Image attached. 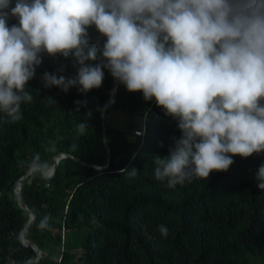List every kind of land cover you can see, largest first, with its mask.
I'll return each mask as SVG.
<instances>
[{
  "label": "trees",
  "instance_id": "16d2710c",
  "mask_svg": "<svg viewBox=\"0 0 264 264\" xmlns=\"http://www.w3.org/2000/svg\"><path fill=\"white\" fill-rule=\"evenodd\" d=\"M13 24L18 20L10 17ZM88 32L90 47L98 41L102 47L105 38L95 27ZM73 65L71 57L43 53L26 86L33 100L20 105L23 118L0 113V264L35 257L21 240L29 214L13 189L33 158L38 154L45 169L61 152L103 166L107 151L104 170L61 157L51 178L29 172L21 196L36 218L23 237L42 250L33 264H264V190L255 180L264 152L233 156L226 172L170 188L154 179L153 161L169 154L173 137L180 138L176 120L120 82L101 119L114 79L106 68L102 85L86 93L79 85L67 92L44 87L45 71L68 79L77 74ZM110 107L140 117L141 124L123 128L109 121ZM82 122L87 128L80 132ZM142 127L143 134L135 135ZM133 168L134 177L128 174Z\"/></svg>",
  "mask_w": 264,
  "mask_h": 264
},
{
  "label": "clouds",
  "instance_id": "9594fccd",
  "mask_svg": "<svg viewBox=\"0 0 264 264\" xmlns=\"http://www.w3.org/2000/svg\"><path fill=\"white\" fill-rule=\"evenodd\" d=\"M11 5L12 0H0V113L12 121L23 118L22 102H32L26 86L47 53L71 57L77 74L65 79L45 71V88L67 92L79 85L86 93L102 85L106 68L129 92L154 99L176 120L180 138L173 137L169 154L153 161L154 179L170 188L226 172L233 156L264 152V0H15ZM10 17L18 24L9 26ZM92 26L105 38L102 47L99 41L90 47ZM86 128L78 125L80 132ZM39 161L37 154L31 167L41 170ZM137 172L128 170L132 177ZM255 180L264 190V164ZM159 227L167 236L168 229Z\"/></svg>",
  "mask_w": 264,
  "mask_h": 264
},
{
  "label": "water",
  "instance_id": "95a60500",
  "mask_svg": "<svg viewBox=\"0 0 264 264\" xmlns=\"http://www.w3.org/2000/svg\"><path fill=\"white\" fill-rule=\"evenodd\" d=\"M118 82L119 81L116 80V79H113V81H112L110 96L105 101L104 105L102 106V108L100 110V118L101 119H102L101 114L103 113L104 108L107 107V106L112 105L113 103H115V91H116V87L118 85ZM112 95H113V101L111 102V96ZM102 125H104L103 122H102ZM61 157H69V158L73 159L74 161H76V162H78L80 164H84V165L91 166V167H93L96 170H104V169H106L109 166L110 159H111L110 154L107 151V160H106V163L103 166H97V165L91 164V163H89L87 161H84V160H82V159H80L78 157L72 156V155H70L68 153L61 152L58 155L53 156L52 164H51L50 168L45 169L43 167L41 169L42 174L44 176H46L47 178H51L54 175V173H55V170H56L58 161H59V159ZM32 169H34V168H32L30 166L26 170V172L16 181V183L13 186L14 194H15L18 202H19V205L21 206L22 209L26 210L28 212V214H29V220L27 221V223L25 224V226L20 231L21 239H22V242H24V243H25V238L23 237L24 230L27 227H29L35 221V218H36L35 213L26 205V203L23 201L22 196H21V185H22V183L24 182V180L26 179V177L28 176L29 172ZM25 244L26 245H31L33 247V249L35 250V257L32 258V259H29L24 264H33V263L37 262L41 258V256H42V250H41L40 246L37 243L31 242V241H28ZM8 264H15V263L13 261H9Z\"/></svg>",
  "mask_w": 264,
  "mask_h": 264
},
{
  "label": "rangeland",
  "instance_id": "374dc122",
  "mask_svg": "<svg viewBox=\"0 0 264 264\" xmlns=\"http://www.w3.org/2000/svg\"><path fill=\"white\" fill-rule=\"evenodd\" d=\"M108 120L112 122L116 121L117 125L123 128H127L129 125H140L142 122L140 117L133 116L130 113L120 111L115 108L110 109Z\"/></svg>",
  "mask_w": 264,
  "mask_h": 264
},
{
  "label": "built area",
  "instance_id": "2783aa9c",
  "mask_svg": "<svg viewBox=\"0 0 264 264\" xmlns=\"http://www.w3.org/2000/svg\"><path fill=\"white\" fill-rule=\"evenodd\" d=\"M134 134L135 135H142L143 134V127L142 128H139V129H136L135 131H134ZM22 240V239H21Z\"/></svg>",
  "mask_w": 264,
  "mask_h": 264
},
{
  "label": "bare ground",
  "instance_id": "6f19581e",
  "mask_svg": "<svg viewBox=\"0 0 264 264\" xmlns=\"http://www.w3.org/2000/svg\"><path fill=\"white\" fill-rule=\"evenodd\" d=\"M113 100V95L111 96V101ZM105 108H104V111H103V116H105ZM25 242H28L27 240H25Z\"/></svg>",
  "mask_w": 264,
  "mask_h": 264
}]
</instances>
